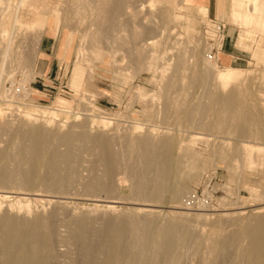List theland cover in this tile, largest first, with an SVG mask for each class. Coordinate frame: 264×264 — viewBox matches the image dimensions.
I'll return each instance as SVG.
<instances>
[{
  "label": "rangeland",
  "instance_id": "374dc122",
  "mask_svg": "<svg viewBox=\"0 0 264 264\" xmlns=\"http://www.w3.org/2000/svg\"><path fill=\"white\" fill-rule=\"evenodd\" d=\"M91 1L65 0L55 11L58 26L26 8L8 36L2 17L17 6L0 0V264H108L112 253L101 249V236L119 221L113 230L128 240V217L142 227L137 253L145 252L133 250L143 255L136 264H264V237L248 235L264 218V54L252 57L263 37L246 4L242 29L230 0ZM216 23L223 25L219 52L226 43L241 58L228 64L245 70L241 85L222 86L205 62ZM46 39L52 48L42 54ZM53 76L70 95L50 88ZM6 81L30 87L19 114L5 112ZM30 107L34 122L23 117ZM32 127L44 132L42 163L32 152ZM25 128L29 140L17 139ZM191 193L208 205L187 207ZM175 207L188 214L174 215ZM9 226L20 239L11 252ZM164 229L173 239L183 235L170 259L160 245L169 238ZM255 242L261 248L252 256Z\"/></svg>",
  "mask_w": 264,
  "mask_h": 264
},
{
  "label": "bare ground",
  "instance_id": "6f19581e",
  "mask_svg": "<svg viewBox=\"0 0 264 264\" xmlns=\"http://www.w3.org/2000/svg\"><path fill=\"white\" fill-rule=\"evenodd\" d=\"M10 2V4H9V9H10V6H12V3H15L16 4V11L14 10V8H13V10L16 12L15 14L13 13V15H10L11 14V11H7L4 15H3V17H2V19H3V23H2V28H3V30L6 32V33H8V36H11L12 34H14L15 32H13L12 31V28L14 29V27L16 26L14 23V21L15 20H17L16 18H20V17H22V15H23V10L24 9H26V8H29V7H34V13H40L41 14V16H46V15H50L51 17H52V21H53V24H52V26L56 23L57 24V26L59 25V21H58V17H56V15H55V11L56 10H60V9H58V7L59 6H62L61 4L65 1V0H9ZM69 1V0H68ZM71 1V0H70ZM73 1V0H72ZM76 1V0H75ZM83 1V0H82ZM84 1H86V0H84ZM91 1V0H90ZM94 0H92L91 2H93ZM96 1H98V0H96ZM122 1V0H121ZM126 1H128V0H126ZM150 2H151V0H149ZM164 1V0H163ZM182 1H184V0H182ZM99 2V1H98ZM130 2V1H129ZM143 2V1H142ZM181 2V1H180ZM230 2H231V5H232V20L234 21H232L233 23H235V25H238L239 27H241L242 29L243 28H245L246 29V24H247V21H246V18H247V15L241 10V6H242V8H243V3H245L246 4V7L248 8V13L249 14H251L253 17H254V19H255V21H254V25H255V27L258 29L259 28V30H256L257 32H258V34H260L263 38H261L262 40H261V42L258 44V45H256V47H255V49L253 50V58L254 59H258L260 56H262L263 54H264V6H262V5H264V3L261 5L260 4V0H230ZM101 3V2H100ZM113 4V3H112ZM63 5H65V4H63ZM67 5H68V3H67ZM87 6V5H86ZM245 6V5H244ZM106 7V6H105ZM132 7V6H131ZM130 7V8H131ZM246 7H245V9L244 10H246ZM61 8V7H60ZM63 8V7H62ZM85 8V7H84ZM96 8H98V7H96ZM127 8H128V6H127ZM134 8V7H133ZM223 8V7H222ZM69 9V8H68ZM100 9V8H99ZM126 9V8H125ZM19 10H20V12H19ZM85 10V9H84ZM127 10V9H126ZM126 10H124V11H126ZM123 11V12H124ZM128 11V13L131 11L132 12V10H127ZM104 12V11H103ZM245 12H247V10L245 11ZM19 13H20V15H19ZM126 13V12H125ZM133 13V12H132ZM61 14V13H60ZM11 16V17H10ZM18 16H20V17H18ZM221 17H223L224 16V14L222 13V15H220ZM13 17V18H12ZM131 18V17H130ZM134 19V18H133ZM19 20V19H18ZM88 20H89V18H88ZM21 21V20H20ZM18 22V21H17ZM97 23V22H96ZM93 25V24H92ZM88 26V25H87ZM237 26V27H238ZM91 27V26H90ZM102 27V26H101ZM1 28V29H2ZM114 29V28H113ZM15 30H16V27H15ZM87 30V29H86ZM94 33H95V31L94 30H92ZM102 31V30H101ZM245 31H248V30H245ZM104 32V31H103ZM134 32V31H133ZM87 33V32H86ZM89 33V32H88ZM97 33V32H96ZM5 34V33H4ZM92 35V32H91V34H90V36ZM7 36V37H8ZM83 36H85V35H83ZM93 36V35H92ZM162 36V35H161ZM250 36V35H249ZM3 37V36H2ZM87 38V37H86ZM91 38V37H90ZM95 38V37H94ZM94 38H92V39H94ZM97 38V37H96ZM63 40H64V37L62 38ZM5 41V40H4ZM94 41H97V40H94ZM6 42V41H5ZM146 42V41H145ZM86 43H90V41L88 42V41H86ZM99 43V42H98ZM152 43V42H151ZM88 44H87V46H88ZM144 44V43H143ZM94 45H96L95 43H94ZM98 45V44H97ZM149 46V43L147 44V42L145 43V46ZM151 45V44H150ZM89 48V47H88ZM96 48V47H95ZM97 48H99V47H97ZM87 49V48H86ZM154 49V48H153ZM7 50V48H5L4 49V51L3 52H5ZM137 50V49H136ZM22 51V50H21ZM99 51H100V49H99ZM3 52H1L2 54H4ZM17 52V51H16ZM93 52V51H92ZM97 52V51H96ZM142 52V51H141ZM25 53V52H24ZM28 53H29V51H28ZM32 53V52H31ZM35 54H36V52H34ZM99 53V52H98ZM97 53V54H98ZM104 53V52H103ZM137 53V52H136ZM8 54V53H7ZM147 54V53H146ZM155 54V53H154ZM216 54V53H215ZM215 54H214V58L213 59H210V56H209V53L208 54H206V59H205V62H206V64L210 67V68H216L217 70L216 71H214V72H210V74H212L211 76L216 80V82H218L219 84H221L222 86L224 85H230L231 87H235V86H238V85H241V83L243 82V80H244V78H245V75H244V72H245V70H243V69H234V68H220V67H218L217 66V64H216V62H215V59H216V56H215ZM11 55V54H10ZM22 55H23V53H22ZM22 55H20V56H22ZM25 55H26V53H25ZM30 55V54H29ZM137 55V54H136ZM153 55V54H152ZM156 55V54H155ZM20 56H19V58H20ZM35 56V55H34ZM100 56H102V55H100ZM12 57V56H11ZM26 57H28V56H26ZM25 57V58H26ZM33 57V56H32ZM103 57V56H102ZM136 57V56H135ZM10 58V57H9ZM13 58V57H12ZM92 58V57H91ZM191 58V57H190ZM81 59V58H80ZM149 59V58H148ZM1 60H2V58H1ZM0 60V61H1ZM112 60H113V57H112ZM191 60V59H190ZM114 61V60H113ZM115 62V61H114ZM121 62V61H120ZM4 63V62H3ZM21 63V62H20ZM182 63V62H181ZM25 64H26V61H25ZM89 64V63H88ZM184 64V63H183ZM186 64V63H185ZM90 67V66H89ZM119 67V66H118ZM20 68H23V67H20ZM116 69V68H115ZM118 69V68H117ZM24 70V69H23ZM91 70V69H90ZM178 70V69H177ZM21 71V73H22V70H20ZM19 71V72H20ZM24 72V71H23ZM0 73H1V71H0ZM3 74V73H2ZM1 74V75H2ZM23 74V73H22ZM210 74H209V77H211L210 76ZM207 75V74H206ZM9 78V77H8ZM195 78V77H194ZM10 79V78H9ZM23 79V78H22ZM192 79V78H191ZM213 80V79H212ZM21 81V80H20ZM22 82V81H21ZM212 82V81H211ZM16 83H17V81H16ZM19 85V84H18ZM24 85V84H23ZM20 86V85H19ZM23 87V86H22ZM68 87V86H67ZM140 93V92H139ZM27 95V94H26ZM145 95V94H144ZM28 104V102H26V103H24V108H26L27 105ZM224 107V106H223ZM176 108H178V107H176ZM56 109V108H55ZM29 110L30 111H28L27 112V114H25V115H23V117L26 119V120H28V121H33V120H35V118H34V115L32 114V112H33V108L32 107H30L29 108ZM34 110H36V109H34ZM57 111V110H56ZM51 115H57L58 113L57 112H52L51 111V113H50ZM177 114V113H176ZM61 115V114H60ZM34 122V121H33ZM36 122V121H35ZM31 124H34V123H32L31 122ZM36 126V125H35ZM29 127H30V125H29ZM39 127V126H38ZM32 130V136L29 134V131H30V129H29V131H28V128H25V130H22L21 131V133L19 134V136L17 137V139H20V138H22V137H27L28 135L29 136H31L30 137V139L31 140H29V136L27 137V139L29 140V141H33V147H32V152H34V154H35V156H37L38 157V161L40 162V163H42L43 162V160L45 159V155H46V148H48L47 146L45 147V145H44V143H42V140L40 141V135L39 134H42L43 133V135H44V132H42V130H40V129H38V128H35V127H32L31 128ZM39 130L41 131V132H39ZM17 136V135H16ZM44 137V136H43ZM16 138V137H15ZM45 138V137H44ZM26 139V138H25ZM15 140V139H14ZM44 140V139H43ZM17 142V141H16ZM15 142V143H16ZM26 142V141H25ZM27 145V144H26ZM25 148V147H24ZM13 149V148H12ZM11 149V150H12ZM256 150H258V151H260V149H256ZM50 152V151H49ZM37 153V154H36ZM51 156V155H50ZM189 157H192V156H189ZM9 158V157H8ZM12 158V157H11ZM12 160H13V158H12ZM49 160H50V158H49ZM247 160V159H246ZM10 161V160H9ZM37 162V161H36ZM38 163V162H37ZM46 163V162H45ZM36 164V163H35ZM46 164H48V163H46ZM45 164V165H46ZM38 165V164H37ZM51 166V165H50ZM39 167V166H38ZM46 167V166H45ZM53 167V166H52ZM49 169V168H48ZM144 173V172H143ZM10 174V173H9ZM12 176V175H11ZM10 176V177H11ZM7 177V176H6ZM10 177H8V178H10ZM119 177V176H118ZM11 179V178H10ZM143 180V179H142ZM11 181V180H10ZM14 184V183H13ZM181 190V187H179L178 188V190H177V192L175 193V192H173V193H175V195H173V196H175L176 198H178L179 197V191ZM176 191V190H175ZM172 193V194H173ZM209 200L211 199V197L210 196H208L207 197ZM174 199V198H173ZM195 201V198H194V196H193V194L191 193L190 194V197L188 198V201L186 200V206L187 207H189V208H193L194 206L195 207H198V208H201V207H206V205H208V204H205V202H194ZM177 202H179V201H177ZM236 204V203H235ZM179 205V204H178ZM234 205V204H233ZM232 207V206H231ZM173 208V207H172ZM30 210H32V209H30ZM181 210H183V209H181ZM180 210V208L179 207H175V209H174V212L173 213H175L174 215H176V214H178L179 216L180 215H187L188 213L186 212H183V211H181ZM32 212V211H31ZM40 212V211H39ZM171 212H172V210H171ZM13 213V212H12ZM172 213V214H173ZM4 214V213H3ZM41 214V213H40ZM37 216V215H36ZM128 216V215H127ZM8 217V216H7ZM14 217H15V215H14ZM85 217V216H84ZM35 218H37V217H35ZM34 218V219H35ZM42 218L44 219V218H46V217H43L42 216ZM108 218H110V217H108ZM127 218V217H126ZM14 219V218H13ZM47 219V218H46ZM6 220H7V218H6ZM5 220V221H6ZM38 220V219H37ZM37 220H35L36 222H37ZM42 220V219H41ZM84 220V219H83ZM82 220V221H83ZM90 220V219H89ZM115 220V219H114ZM146 220V219H145ZM260 220V219H259ZM1 221V220H0ZM5 221H2V223L3 222H5ZM10 221H11V219L9 220V222L8 223H10ZM38 221H40V218H39V220ZM48 221V220H47ZM112 221V220H111ZM116 221V220H115ZM143 221V220H142ZM42 222H44V221H42ZM87 222H89V221H87ZM117 222H119V221H117ZM117 222H115V225H117L118 223ZM128 224V226L126 227V228H124L125 230H126V233H129V234H131V237L130 238H128V240H126L125 238H124V241H122V242H124L123 244H122V242L120 241V239H119V236L117 235V233H115V230H113V226H115V225H113L114 223H109L108 225H112V227H108V228H111V229H108V231H109V233H107V231L104 233V234H102V239H101V241H100V246L102 247H100L101 249H103V251H104V248L105 247H107V248H109V250H111V256H110V259L108 260V264H136V261H138L139 259H136L137 257H141V256H143V255H141V254H143V252H145V251H141L140 250V252H141V254H140V256H136V253H137V249L139 248L140 249V246H141V243H140V240H142V239H140L139 240V237H138V233H139V230H141L142 229V227H141V222L139 221V220H135V219H132V218H130V217H128V220L126 221ZM12 223V222H11ZM38 223V222H37ZM80 224L82 223L81 221L79 222ZM79 223H78V225H79ZM117 223V224H116ZM148 223V222H147ZM259 223V225L257 226V228H256V230H255V232L253 231V232H251L250 234H248V235H251V237H252V239H257V241H258V239L261 237H264V218L262 219L261 218V220L258 222ZM41 224V223H40ZM45 224V223H44ZM84 224L86 225V223L84 222ZM145 224V223H144ZM143 224V225H144ZM151 224V223H150ZM0 225H1V223H0ZM38 225H39V223H38ZM121 225V224H120ZM149 225V224H148ZM153 225V224H152ZM5 226V225H4ZM11 226V225H10ZM10 226L9 227H6V229H7V231L6 232H4V234H6V233H10V235L9 236H7L8 234H6L5 235V237H6V239H7V243H6V248H7V250H9L10 252L13 250V249H15L16 248V246L17 245H19L18 243H19V241L18 240H20L19 238L17 239V236H15V235H13L14 234V230H12L13 228H10ZM82 226H84L83 224H82ZM118 226H119V224H118ZM145 226H146V224H145ZM145 226H144V228H145ZM13 227V226H12ZM39 226H37V224H36V228H38ZM148 227H151V226H148ZM168 227V226H167ZM166 227V228H167ZM177 227H179V226H177ZM18 228V227H17ZM45 228H48L47 226L45 227ZM86 228H88L87 227V225H86ZM115 228H116V226H115ZM141 228V229H140ZM164 228V227H163ZM5 229V228H4ZM78 229V228H77ZM83 229H84V227H83ZM117 229V228H116ZM253 229V228H252ZM16 230V229H15ZM34 231H35V229H33ZM40 230H42L41 228H40ZM91 231V233H93L92 232V230H91V228L90 229H87V231ZM147 230V229H146ZM145 230V231H146ZM170 230H172V229H170ZM1 231H2V229H1ZM17 231V230H16ZM37 232H38V230H36ZM46 231V230H45ZM143 231V230H142ZM141 231V232H142ZM152 231V230H151ZM173 232L175 231V230H172ZM171 231V233H173ZM12 232H13V234H12ZM18 232V231H17ZM40 232V231H39ZM81 232H82V229H81ZM97 232V231H96ZM117 232V231H116ZM147 232V231H146ZM184 232V231H183ZM32 233V232H31ZM31 233H30V235H31ZM47 233V232H46ZM90 232H88V234H89ZM148 233V232H147ZM152 233H153V231H152ZM178 233H180L179 232V230H178ZM248 233V232H247ZM17 234V233H16ZM97 234V233H96ZM95 234V235H96ZM121 234H125L124 232H121ZM129 234H128V236H129ZM158 234V233H157ZM169 230L168 231H165V229H164V231H161V234L160 235H163V237L164 236H167V237H169ZM174 234V233H173ZM26 235H28V234H26ZM79 235H80V233L78 234V237H79ZM81 235H83V234H81ZM93 235V234H92ZM178 234H175L174 235V239L173 238H164V240L165 239H171V240H162V242H161V240H159L160 242H161V246H163V248L162 249H164L165 250V257H167V258H169L170 259V257L171 256H173L174 254V251H176V249H178L181 245H180V241H181V238H182V234L178 237L177 236ZM246 235V234H245ZM18 236H19V234H18ZM32 237L34 236V235H31ZM86 236V235H85ZM91 236V235H90ZM126 236H127V234H126ZM127 236V237H128ZM156 236V235H155ZM176 236V237H175ZM1 237V236H0ZM28 237H30L29 235H28ZM76 237V236H75ZM77 237V239H79ZM87 237H88V235H87ZM95 237V236H94ZM146 237H147V235H146ZM145 237V238H146ZM250 237V238H251ZM4 238V237H3ZM26 238V237H25ZM37 238V237H36ZM88 238H90V237H88ZM141 238V237H140ZM150 238V237H149ZM158 238V237H157ZM161 238V237H160ZM38 239V238H37ZM37 239H36V241H35V238H34V241H32L33 242V244L35 243V242H37ZM49 239V238H48ZM87 239V238H86ZM95 239V238H94ZM173 239V240H172ZM187 239V238H186ZM4 240V239H3ZM26 240H28V239H26ZM29 240H31V239H29ZM45 240V239H44ZM43 240V241H44ZM46 240H47V237H46ZM80 240H81V238H80ZM89 240V239H88ZM121 240H122V236H121ZM126 240V241H125ZM145 240V239H144ZM147 240V239H146ZM154 240H156L157 241V239H155V237H153V238H151L150 240H148L149 242H151V245H152V243L154 242H156V241H154ZM263 240V239H262ZM262 240H260V241H262ZM23 241V240H22ZM39 241V240H38ZM168 241V242H167ZM187 241V240H186ZM252 241V240H251ZM4 242V241H3ZM30 242V241H29ZM84 242V241H83ZM87 241H85L84 243H86ZM89 242V241H88ZM88 242H87V244H88ZM159 242V243H160ZM165 244H164V243ZM5 243V242H4ZM31 243V242H30ZM38 243V242H37ZM40 243V242H39ZM82 243V242H81ZM154 243H153V245H154ZM163 243V244H162ZM256 244H257V242H255ZM255 243H253L254 244V246L252 245V247L250 248L251 249V251L249 252V254H251L252 256L253 255H256L255 253H257V250H256V246H259V249H258V251L260 250V245H256ZM264 243V242H263ZM36 244V243H35ZM34 244V245H35ZM43 244H46L45 242L43 243ZM49 244V243H48ZM93 244V243H92ZM97 244V243H96ZM20 245H21V242H20ZM27 245L29 246V243H27ZM39 245V244H38ZM47 245V244H46ZM89 245V244H88ZM26 245H25V243H24V246L23 247H25ZM31 246H33V245H31ZM48 246V245H47ZM47 246L45 247V249H47V251L50 249V248H47ZM86 245H84L83 246V248L85 247ZM126 246H127V251H125V249H126ZM155 247H156V243H155V245H154ZM160 246V247H161ZM213 245H211V247H212ZM18 247V246H17ZM50 247V246H49ZM82 247V246H81ZM89 247V246H88ZM124 247V248H123ZM143 247V246H142ZM151 247V246H150ZM154 247V248H155ZM5 248V249H6ZM19 248H22L21 246L19 247ZM32 248H34V247H32ZM37 248V247H36ZM86 248V247H85ZM84 248V249H85ZM93 248V247H92ZM96 248V247H95ZM153 248V247H152ZM152 248H150V249H152ZM208 248V247H207ZM217 249H218V246L216 247ZM263 248H264V246H263ZM1 249V248H0ZM17 249V248H16ZM15 249V250H16ZM41 249V248H40ZM45 249H44V251H43V253L45 252ZM86 249H88V248H86ZM136 249V253L134 254V252H133V250H135ZM138 249V250H139ZM212 249H213V247H212ZM217 249H216V251H217ZM3 250V249H2ZM33 250H37V249H32V251ZM51 250V249H50ZM108 249H107V252L109 251ZM142 250H144V249H142ZM160 250V249H159ZM179 250V249H178ZM177 250V251H178ZM209 250H210V248H209ZM208 250V251H209ZM30 251V250H29ZM32 251H30L29 253L31 254V255H33L32 254ZM46 251V252H47ZM90 251V250H89ZM176 251V252H177ZM210 251H212V250H210ZM214 251H215V249H214ZM215 251V252H216ZM262 251L264 252V249H262ZM34 252V251H33ZM88 252V251H87ZM139 252V253H140ZM149 252V251H148ZM162 252V253H163ZM214 252V253H215ZM222 252V251H221ZM247 252V253H248ZM4 253V252H3ZM49 253V252H48ZM48 253H45V255H49ZM51 253V252H50ZM79 253H80V251H79ZM83 253H84V251H83ZM90 253V252H89ZM101 253H103V252H101ZM105 253V252H104ZM139 253H137L138 255H139ZM206 253V252H205ZM204 253V254H205ZM11 254V253H10ZM36 253H34V255H35ZM85 254V253H84ZM207 254V253H206ZM209 254H211V253H208V255ZM213 254V253H212ZM8 255V254H7ZM30 255V256H31ZM92 255V254H91ZM135 255V256H134ZM250 255V256H251ZM9 256V255H8ZM15 256V255H14ZM29 256V257H30ZM108 256V255H107ZM153 256H154V254H153ZM247 256H248V254H247ZM249 256V257H250ZM262 256H264V254H262ZM18 257V256H17ZM29 257H27V259L29 258ZM43 257H45L44 255H43ZM104 257V256H103ZM135 257V258H134ZM212 257V256H211ZM31 258H33V256L31 257ZM31 258H30V261H31ZM47 258V257H46ZM91 258V257H90ZM144 258V257H143ZM154 258V257H153ZM163 258V257H162ZM180 258V257H179ZM206 258V257H205ZM253 258V257H252ZM45 259V258H44ZM96 259V258H95ZM135 259V260H134ZM149 259H150V256H149ZM210 259V258H209ZM208 259V260H209ZM253 259H255V257L253 258ZM5 260V259H4ZM42 260V259H41ZM41 260H40V263H41ZM160 260V259H159ZM216 260V259H215ZM16 261H18V260H16ZM15 261V262H16ZM20 261V260H19ZM43 261H45V260H43ZM49 261H50V259H49ZM140 261H142V259H140ZM139 261V262H140ZM151 261V260H150ZM162 261V260H161ZM205 261V260H204ZM218 261V260H217ZM251 261V263H252V259L250 260ZM14 262V261H13ZM101 262V261H100ZM211 262V260L209 261V263ZM216 262V261H215ZM254 262V261H253ZM89 263V262H88ZM142 263H145L144 261L142 262ZM151 264H157V262L155 263V262H150ZM218 263V262H217ZM250 263V264H251ZM263 263V262H262ZM16 264H18L17 262H16ZM47 264H49L48 263V261H47ZM106 264V263H105ZM149 264V263H148ZM159 264H160V262H159Z\"/></svg>",
  "mask_w": 264,
  "mask_h": 264
},
{
  "label": "built area",
  "instance_id": "2783aa9c",
  "mask_svg": "<svg viewBox=\"0 0 264 264\" xmlns=\"http://www.w3.org/2000/svg\"><path fill=\"white\" fill-rule=\"evenodd\" d=\"M210 32L212 33L211 41L214 42L209 47V56L210 59H213V52L217 53L221 46V41L223 37V25L221 24H214L211 26ZM219 44V46H218ZM214 53V54H215ZM4 84V83H3ZM2 84V91L6 99H9L8 108H5V112L8 114H19L22 110L24 103L27 102L26 94L30 89L29 85L22 87L16 84L15 82L6 81L5 84ZM50 88L53 91L57 90L56 94H64L70 95L71 91L67 87V84L63 81V78H59L57 76H53L50 82ZM61 96V95H60ZM4 105V102H3ZM196 198V197H194ZM197 199V198H196ZM196 201V200H195ZM194 201V202H195ZM199 201V200H197Z\"/></svg>",
  "mask_w": 264,
  "mask_h": 264
},
{
  "label": "crops",
  "instance_id": "0c3cea01",
  "mask_svg": "<svg viewBox=\"0 0 264 264\" xmlns=\"http://www.w3.org/2000/svg\"><path fill=\"white\" fill-rule=\"evenodd\" d=\"M49 40L46 39L45 41L42 42V45H41V49H42L41 53L42 54H47L46 50H48V51L51 50V48H52L51 44L52 43H50ZM236 45L237 46H241L242 45V43L239 44L238 37L236 39ZM232 47L233 46H230L229 44L224 43L223 53H221L219 51L217 52L216 61H218L219 63L223 64L224 65L223 68H233V67H230L228 64H231V63H233L235 61L241 60V58L236 56V53L232 50ZM252 57H253V51H252ZM53 70H55V69H53Z\"/></svg>",
  "mask_w": 264,
  "mask_h": 264
}]
</instances>
